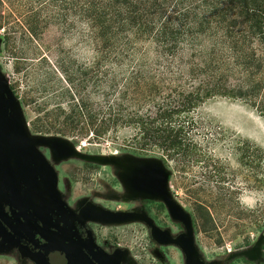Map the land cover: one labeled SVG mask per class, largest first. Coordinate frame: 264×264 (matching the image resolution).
I'll return each instance as SVG.
<instances>
[{"label":"rangeland","instance_id":"374dc122","mask_svg":"<svg viewBox=\"0 0 264 264\" xmlns=\"http://www.w3.org/2000/svg\"><path fill=\"white\" fill-rule=\"evenodd\" d=\"M145 45L153 55L151 44ZM250 47L247 43L249 59ZM258 53L264 63V53L259 49ZM98 57L97 43L74 9V0H0V79L19 102L38 153L55 139L72 146L71 156L49 159L67 208L76 198L83 202L92 198L112 209L120 203L127 207L140 197L130 185V175L157 161L170 173V195L189 215L187 221L172 222L165 254L171 263L264 264V202L252 209L240 203L245 193L264 194V67L256 77L261 85L257 94L217 95L199 105L192 113L197 127L189 133L196 146L184 162L173 157L167 164L162 149L135 148L129 127L100 129V121L93 124L88 116L79 124L70 123L75 103L70 86L89 101L102 97L107 86L104 74L99 86L91 78ZM101 69L100 74L105 73ZM246 78L235 69L229 85L247 86ZM30 191L39 201L40 191L34 186ZM116 232L133 259L142 256L144 262H151L161 256L140 244L150 233L140 221L123 224ZM184 239L189 243L184 244ZM33 263L0 237V264Z\"/></svg>","mask_w":264,"mask_h":264},{"label":"trees","instance_id":"16d2710c","mask_svg":"<svg viewBox=\"0 0 264 264\" xmlns=\"http://www.w3.org/2000/svg\"><path fill=\"white\" fill-rule=\"evenodd\" d=\"M74 9L97 43L94 86L103 74L107 86L92 101L70 86L71 124L88 116L100 129L129 127L135 148L157 147L167 164L173 157L184 162L196 146L189 133L197 127L192 113L199 105L261 89L263 0H74ZM235 69L247 76V86L229 85Z\"/></svg>","mask_w":264,"mask_h":264},{"label":"flooded vegetation","instance_id":"af4514ba","mask_svg":"<svg viewBox=\"0 0 264 264\" xmlns=\"http://www.w3.org/2000/svg\"><path fill=\"white\" fill-rule=\"evenodd\" d=\"M41 154L56 169L51 160H61L59 155L50 147L41 150ZM34 175L36 182L40 181L42 185V190L38 187L42 197L37 201L30 191L32 187L22 183L24 202L21 208L10 203L9 192L0 178V237L28 255L35 264H173L165 255L166 245L171 238L172 222L184 220L175 217L170 204L162 196L137 192L140 197L127 207L120 203L114 209L92 198L86 202L76 198L67 208L66 200L60 196L63 191L59 179L56 178L55 194L48 192L50 173L45 166L34 171ZM109 214L118 217L113 221ZM137 215L141 217L139 220H130ZM130 221H140L143 228L147 226L149 238L142 239L140 244H146L152 253H159L158 260L153 258L151 262H144L142 256L138 259L129 256L133 253L123 245L122 235L116 230ZM182 241L189 243L186 239Z\"/></svg>","mask_w":264,"mask_h":264},{"label":"water","instance_id":"95a60500","mask_svg":"<svg viewBox=\"0 0 264 264\" xmlns=\"http://www.w3.org/2000/svg\"><path fill=\"white\" fill-rule=\"evenodd\" d=\"M48 144L61 159L73 153L72 146L63 140H51ZM42 166H45L50 173L49 181L47 180L48 192L56 194V171L43 154L35 150L34 141L28 134L21 116L20 104L9 85L0 79V178L7 187L10 203L13 206L21 208L23 205L22 183L28 184L31 189L34 186L42 190L40 181L36 182L34 175V171L40 170ZM169 176V171L157 161H152L140 166L131 174L129 182L136 193L145 192L162 196L170 204L175 217L187 221L189 215L169 193ZM31 205L33 206L32 202ZM116 217L117 214H109V219L113 221Z\"/></svg>","mask_w":264,"mask_h":264},{"label":"clouds","instance_id":"9594fccd","mask_svg":"<svg viewBox=\"0 0 264 264\" xmlns=\"http://www.w3.org/2000/svg\"><path fill=\"white\" fill-rule=\"evenodd\" d=\"M264 194L260 193H245L240 197L242 207L248 209L254 208L258 203L264 202Z\"/></svg>","mask_w":264,"mask_h":264}]
</instances>
